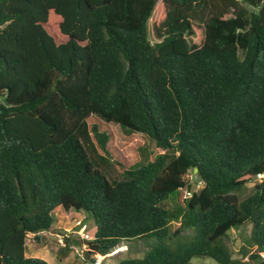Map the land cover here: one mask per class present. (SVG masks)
<instances>
[{
    "label": "trees",
    "instance_id": "16d2710c",
    "mask_svg": "<svg viewBox=\"0 0 264 264\" xmlns=\"http://www.w3.org/2000/svg\"><path fill=\"white\" fill-rule=\"evenodd\" d=\"M100 121L148 136L145 160L112 158ZM58 209L94 220L86 259L139 239L111 264H240L225 238L250 225L264 264V0H0V264H50L26 239Z\"/></svg>",
    "mask_w": 264,
    "mask_h": 264
},
{
    "label": "rangeland",
    "instance_id": "374dc122",
    "mask_svg": "<svg viewBox=\"0 0 264 264\" xmlns=\"http://www.w3.org/2000/svg\"><path fill=\"white\" fill-rule=\"evenodd\" d=\"M159 4H157L154 13L149 19V32L152 38H154L153 23L156 20L159 12ZM195 39H199L203 35V28L195 24ZM102 129L107 130L111 134L110 146L112 148V158L116 160H123L128 164H134L145 160L146 153H149L151 141L148 136L133 133L126 134L117 124L105 123L100 121ZM111 179H120V174L117 165H113L110 168ZM261 177V176H260ZM187 181L191 184V189L194 184V190H199L203 183L196 181V176L189 172L186 175ZM247 190L244 191L243 197L250 193V189L253 183L247 185ZM86 218L88 223V231L92 234V229L95 227L93 219H87L84 212H78L75 210L65 211L58 209L55 211L56 222L52 233L42 232L39 234L40 239L36 238V235L29 233L26 239V252L27 256L40 257L47 260L50 264H94L91 259L81 258L75 251H71L67 256H62L58 251L61 246L60 238L64 230L72 229L74 227L77 218ZM178 222H173V228H177ZM250 225L241 227L239 229H232L226 236L225 240L230 247V250L234 258H238L240 264H252L250 261V254L255 252V248L250 250L249 255H245L243 246L247 247L246 238L249 234ZM123 243L127 246V249L123 252L116 254L113 257H106L102 264H111L125 257H139L142 256L146 250V244L139 239L124 240ZM264 256V254H263ZM193 263L200 264H216L215 260L205 256H195L192 260Z\"/></svg>",
    "mask_w": 264,
    "mask_h": 264
},
{
    "label": "built area",
    "instance_id": "2783aa9c",
    "mask_svg": "<svg viewBox=\"0 0 264 264\" xmlns=\"http://www.w3.org/2000/svg\"><path fill=\"white\" fill-rule=\"evenodd\" d=\"M66 234H71L78 240V243H73L71 245V248L73 251L77 253V255L81 258H86L85 253L87 250L90 249V240L93 239L92 234L88 231V223L85 221V219L82 218H77L74 224V227L72 229L65 230V235ZM61 238L60 243L61 245H65L64 242V236L60 235ZM127 249V246L121 242L114 246L107 254L101 255V254H94L93 255V263L94 264H102L104 258L106 257H113L116 254L123 252Z\"/></svg>",
    "mask_w": 264,
    "mask_h": 264
},
{
    "label": "water",
    "instance_id": "95a60500",
    "mask_svg": "<svg viewBox=\"0 0 264 264\" xmlns=\"http://www.w3.org/2000/svg\"><path fill=\"white\" fill-rule=\"evenodd\" d=\"M194 171L196 172V171H197V168H194ZM194 187H196V184H194L193 187H192V191H193V192L195 191V190H194Z\"/></svg>",
    "mask_w": 264,
    "mask_h": 264
},
{
    "label": "crops",
    "instance_id": "0c3cea01",
    "mask_svg": "<svg viewBox=\"0 0 264 264\" xmlns=\"http://www.w3.org/2000/svg\"><path fill=\"white\" fill-rule=\"evenodd\" d=\"M47 233L49 234V233H52V232H47ZM26 254H27V252H26ZM32 257H34V256H32Z\"/></svg>",
    "mask_w": 264,
    "mask_h": 264
}]
</instances>
